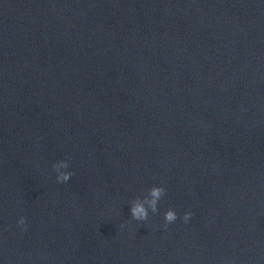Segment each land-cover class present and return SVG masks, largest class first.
Masks as SVG:
<instances>
[{
    "label": "water",
    "instance_id": "1",
    "mask_svg": "<svg viewBox=\"0 0 264 264\" xmlns=\"http://www.w3.org/2000/svg\"><path fill=\"white\" fill-rule=\"evenodd\" d=\"M0 264H264V0H0Z\"/></svg>",
    "mask_w": 264,
    "mask_h": 264
},
{
    "label": "clouds",
    "instance_id": "2",
    "mask_svg": "<svg viewBox=\"0 0 264 264\" xmlns=\"http://www.w3.org/2000/svg\"><path fill=\"white\" fill-rule=\"evenodd\" d=\"M68 163L61 161L53 165V170L58 173L56 179L58 183H65L69 181L73 172H64L61 169H67ZM166 195V189L164 187H151L148 190V194L143 198H137L131 201L130 215L133 220L146 221L148 219L149 211L156 214L158 211V202ZM191 213H185L183 220L185 222L190 218ZM165 225L171 224L177 220V214L174 210L169 209L164 214ZM18 224L25 225V218L21 217ZM26 230V229H25Z\"/></svg>",
    "mask_w": 264,
    "mask_h": 264
}]
</instances>
